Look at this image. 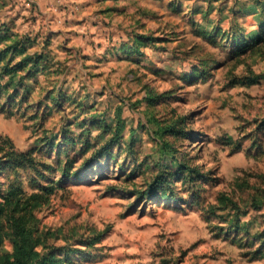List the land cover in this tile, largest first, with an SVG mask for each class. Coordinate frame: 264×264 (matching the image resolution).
<instances>
[{
	"label": "rangeland",
	"instance_id": "1",
	"mask_svg": "<svg viewBox=\"0 0 264 264\" xmlns=\"http://www.w3.org/2000/svg\"><path fill=\"white\" fill-rule=\"evenodd\" d=\"M61 3L21 23L49 68L0 78V187H53L75 264H264V0Z\"/></svg>",
	"mask_w": 264,
	"mask_h": 264
},
{
	"label": "trees",
	"instance_id": "2",
	"mask_svg": "<svg viewBox=\"0 0 264 264\" xmlns=\"http://www.w3.org/2000/svg\"><path fill=\"white\" fill-rule=\"evenodd\" d=\"M25 38L0 35V43L10 39V44L0 47V61H3L0 78L7 76L3 84L14 85L15 79H18L16 83H23L22 79L33 78L39 71L49 68L48 62L42 61L40 53L27 51V46H30L33 40ZM19 71L22 74H18ZM5 141L6 161L16 166L33 163L30 150L17 152L9 138L6 137ZM63 173L67 175L65 169ZM52 189V186L43 187L40 192L26 195L16 184H10L6 189L0 187V264H75L68 252L61 254L54 245L44 242L45 235L33 215L34 209L46 201ZM4 223L9 231L4 230ZM6 239L12 244L11 251L3 247Z\"/></svg>",
	"mask_w": 264,
	"mask_h": 264
},
{
	"label": "crops",
	"instance_id": "3",
	"mask_svg": "<svg viewBox=\"0 0 264 264\" xmlns=\"http://www.w3.org/2000/svg\"><path fill=\"white\" fill-rule=\"evenodd\" d=\"M67 0H0V21H7L11 25L0 29L1 36H9V38L23 37L21 35L26 30L22 22L28 20H36V24L50 23L51 27L56 28L53 23L62 12L56 11L55 6L58 3L65 4ZM20 21V22H19ZM13 22V23H12ZM16 22L18 25H16ZM26 37V36H25ZM3 41V40H2ZM1 41V42H2Z\"/></svg>",
	"mask_w": 264,
	"mask_h": 264
}]
</instances>
